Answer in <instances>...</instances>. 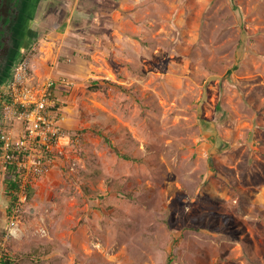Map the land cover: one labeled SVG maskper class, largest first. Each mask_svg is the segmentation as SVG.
<instances>
[{
  "label": "rangeland",
  "instance_id": "1",
  "mask_svg": "<svg viewBox=\"0 0 264 264\" xmlns=\"http://www.w3.org/2000/svg\"><path fill=\"white\" fill-rule=\"evenodd\" d=\"M39 32L36 75L72 83L71 139L9 240L0 173L2 247L38 250L23 264H264V0H58Z\"/></svg>",
  "mask_w": 264,
  "mask_h": 264
},
{
  "label": "built area",
  "instance_id": "2",
  "mask_svg": "<svg viewBox=\"0 0 264 264\" xmlns=\"http://www.w3.org/2000/svg\"><path fill=\"white\" fill-rule=\"evenodd\" d=\"M35 50L25 53L1 100L0 171L8 176L11 193L5 240L18 236L29 189L50 175L71 139L60 89L69 91L72 83L65 76H37Z\"/></svg>",
  "mask_w": 264,
  "mask_h": 264
},
{
  "label": "flooded vegetation",
  "instance_id": "3",
  "mask_svg": "<svg viewBox=\"0 0 264 264\" xmlns=\"http://www.w3.org/2000/svg\"><path fill=\"white\" fill-rule=\"evenodd\" d=\"M57 1L0 0V107L17 65L36 42L44 18Z\"/></svg>",
  "mask_w": 264,
  "mask_h": 264
},
{
  "label": "trees",
  "instance_id": "4",
  "mask_svg": "<svg viewBox=\"0 0 264 264\" xmlns=\"http://www.w3.org/2000/svg\"><path fill=\"white\" fill-rule=\"evenodd\" d=\"M111 147L117 151L115 145L111 144ZM124 157L130 158L129 155H124ZM34 193H35L34 188L29 189V200L32 199V197L34 196ZM34 253L36 254L34 259H32V255H30V254L29 255H21L20 253L19 254H12L9 252L8 249L3 248L2 245L0 244V264H23L25 259H31L32 261L40 260V257H37L40 255L38 253V250H35Z\"/></svg>",
  "mask_w": 264,
  "mask_h": 264
},
{
  "label": "crops",
  "instance_id": "5",
  "mask_svg": "<svg viewBox=\"0 0 264 264\" xmlns=\"http://www.w3.org/2000/svg\"><path fill=\"white\" fill-rule=\"evenodd\" d=\"M7 216V215H6Z\"/></svg>",
  "mask_w": 264,
  "mask_h": 264
}]
</instances>
